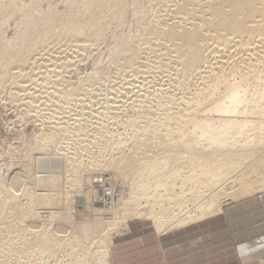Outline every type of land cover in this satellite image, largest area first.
I'll list each match as a JSON object with an SVG mask.
<instances>
[{"label": "bare ground", "instance_id": "6f19581e", "mask_svg": "<svg viewBox=\"0 0 264 264\" xmlns=\"http://www.w3.org/2000/svg\"><path fill=\"white\" fill-rule=\"evenodd\" d=\"M31 3L24 29L9 40L7 25L26 3L4 2L0 42L46 48L63 39L85 51L88 42H119L86 82L112 79V66L125 81L143 80L112 86L97 100L94 85L83 94L64 86L54 59L41 90L13 99L37 113V156L49 161L36 162L24 185L0 200V264H111L115 236L131 223L150 222L167 235L264 193V0ZM37 45L17 62L25 65ZM10 68L0 70V89L9 81L23 88L25 74ZM74 109L75 118L63 116Z\"/></svg>", "mask_w": 264, "mask_h": 264}, {"label": "rangeland", "instance_id": "374dc122", "mask_svg": "<svg viewBox=\"0 0 264 264\" xmlns=\"http://www.w3.org/2000/svg\"><path fill=\"white\" fill-rule=\"evenodd\" d=\"M6 1L7 0H1V14L4 12V2ZM23 1H25L26 4L24 6L21 4L17 9L21 12L15 14L10 23L7 25L8 28L6 30L9 40L14 38L18 31L24 29L21 27V23L24 22L23 20L26 15L28 18L31 16L30 14H27V12L29 11L28 9L31 10L33 7V5L31 7L32 0ZM57 3H59V1ZM60 10L65 11V7L61 4ZM120 27H118L120 29L117 28V31L119 32L122 30V26ZM57 40L58 39H56L57 43H55L54 39L51 43L48 42L47 44L49 46L46 48H42L37 44H32L34 42H0V70L3 69L4 65L11 64L10 69L12 74H25L21 78L24 85L23 88H20V86L17 85H12V82L9 81L0 89V200L5 199L10 195V193L24 185L27 175L36 162L37 164H44L49 161V159H47L46 162H43L45 159H39L37 156L36 136L40 134L37 127V119L35 117L37 113L25 109L26 107L23 106V102H13V99L18 95L24 98L28 93L41 90V87L43 88L45 84H43L44 81L41 79L47 75V67H50V65L52 67L54 66L52 64L54 59H56L54 63L57 59H60L58 64L62 65L61 72L63 73L59 75L58 78L62 77V83L64 86L79 88L80 94H83L81 92L85 93V90L90 91L92 89L90 86L94 85L92 90L94 91L93 95L98 98L97 100L101 99V95L103 97L105 93L111 92L110 90H112V86L114 89L116 87L118 88L119 85H123V82L126 84L128 82L131 84L136 83V85H138L143 80L142 75L141 77L138 76L131 78L132 80H130V78H126L127 80L125 81V74H119L117 67L112 66L113 69L111 76H114L112 79L103 78L102 76L98 77L93 84H90L86 82L89 78L88 76L94 70L102 72L106 68L108 60L114 56L112 52L116 46L118 47L119 42L106 41L95 42V44L93 42L94 45L91 44V42L86 43L87 45L90 44L91 48H88V46L83 43V45H86L88 49L85 51L77 49V44L74 47V43L73 45L71 44L72 42L70 44L67 42L69 45H66V42L64 43L63 39ZM52 42L54 44H52ZM34 45H37V47L29 55V61L25 65L19 64L17 61L19 60L18 56L21 52L25 51V49L27 50L28 48L33 47ZM15 55L16 58H14ZM75 56L79 57V63H77V57ZM69 61L70 63L72 61L76 62L78 65L75 71L73 70V67L68 68L66 66ZM135 78L137 82L135 81ZM18 79L20 78H17V80ZM38 79H40V81L39 83H36V80ZM113 79L118 80L114 81ZM139 79H141V81H139ZM48 85L49 84H47V86ZM51 85L52 84L49 86ZM107 88H109V90ZM124 92L119 95L118 101H124L127 97L135 94H127V92H125L128 95L127 96ZM124 95H126L125 99L123 98ZM88 98H90V96ZM99 107L100 106H95L94 108L98 109ZM71 112L63 116L69 117L70 115L73 117L72 115H75L76 112L78 114L79 110L75 112L74 109ZM125 112V108H122L119 112L121 116L116 115L117 121H122L123 117H125ZM114 113L118 114V112ZM107 115L109 117L112 116L111 113ZM61 117L62 116L58 117L54 120V122H60ZM116 130L123 133L124 128L120 127ZM49 134L50 133L47 132V135ZM59 148L61 149L60 143L52 144L51 146L52 151H57ZM14 182L18 185L13 186ZM53 184V180H47L45 182L47 187H50ZM34 185L35 183L31 182L28 184V187L32 189ZM38 188L39 186L37 185V187L33 189L39 191ZM244 203L246 204V207L251 210L248 211L247 214L245 213L244 215L235 217L236 220L241 219V223H238L239 225L235 224L233 220L230 224V222L226 219V216H221L219 218L211 219L198 225L182 229V231H174L172 232L173 234L170 233L159 236L153 224L150 222L131 223L129 232L123 231L119 235L115 236L114 246L112 247L111 253V264H243L244 259L242 260L240 254L243 257L245 254H248V252H251V255L255 256L257 251H260L261 249L264 251V245L262 244L264 239H258L247 245H242L239 253V250L233 242L235 231L232 227L234 229L239 228V230L242 228L244 229L243 232H236L238 242L245 241L246 239L250 240L259 238L264 233V226L245 229L249 223L252 224L254 221L264 219V193L245 199L239 203L227 205L224 209L225 213L227 210L231 208L235 209L237 206ZM260 206L263 207V210L258 211ZM75 219L77 221H81L83 219L80 212L75 214ZM6 220V217H4V222ZM10 233V231H8V233L4 232V238H9ZM4 258V260L7 259L6 261L11 259L8 255ZM63 259L64 257L61 256L60 260ZM258 259L259 264H264V254L260 255V258ZM54 261V258H48L49 264H55Z\"/></svg>", "mask_w": 264, "mask_h": 264}, {"label": "crops", "instance_id": "0c3cea01", "mask_svg": "<svg viewBox=\"0 0 264 264\" xmlns=\"http://www.w3.org/2000/svg\"><path fill=\"white\" fill-rule=\"evenodd\" d=\"M250 210L251 209L247 208L246 204L244 203L242 205L237 206V208H235V209L231 208V209L227 210L226 211V213L228 212L227 214L225 213V210H224V215L223 216H226V219L228 220V222H230V224H231V221L233 220L235 224L239 225L238 223H241V221H240L241 219H239V220L237 219L236 220L235 217H238L239 215H244L245 213L247 214L248 211H250ZM261 210H263L262 206H260L258 208V211H261ZM260 226H264V219H260L258 221H254L252 224L249 223L247 225V228H245V229L254 228V227L256 228V227H260ZM232 229L235 231V237H234V241L233 242H234L235 246L237 247V249L239 250V253H240V249H241L242 245H245V244L247 245L250 242H254V241L258 240V239H264V233H263L259 238L250 239V240L246 239L245 241L238 242L237 238H236V232L237 233L238 232H243L244 229L242 228L241 230H239V228L238 229H234L233 227H232ZM262 244L264 245V242H262ZM257 254H259V255H257ZM257 254L255 256H252L251 252H248V254H245L243 256L244 258L242 257L241 254H240V257L242 258V260L244 259L243 264H259V259L258 258H260V255L264 254L263 249H261L260 251H257Z\"/></svg>", "mask_w": 264, "mask_h": 264}]
</instances>
